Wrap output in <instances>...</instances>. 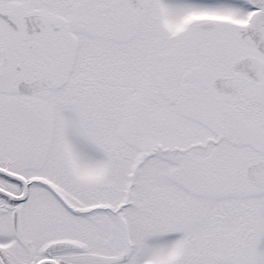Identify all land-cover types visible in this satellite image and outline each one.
<instances>
[{"label": "snow or ice", "instance_id": "obj_1", "mask_svg": "<svg viewBox=\"0 0 264 264\" xmlns=\"http://www.w3.org/2000/svg\"><path fill=\"white\" fill-rule=\"evenodd\" d=\"M0 264H264V0H0Z\"/></svg>", "mask_w": 264, "mask_h": 264}]
</instances>
